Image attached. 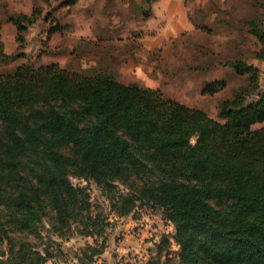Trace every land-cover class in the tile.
Here are the masks:
<instances>
[{
	"label": "trees",
	"instance_id": "trees-1",
	"mask_svg": "<svg viewBox=\"0 0 264 264\" xmlns=\"http://www.w3.org/2000/svg\"><path fill=\"white\" fill-rule=\"evenodd\" d=\"M40 11L8 14L20 48ZM247 24L260 43L253 57L264 60V28ZM57 28L50 25L48 35ZM13 56L0 48L1 61ZM223 64L247 80L218 102L222 121L109 72L50 63L0 73V246L8 254L0 264H59V246L54 253L48 243L16 242L3 222V210H10L12 224L34 231L38 217L31 212L42 214L45 203L52 231L69 233L73 224L71 234L93 239L77 250L76 264H107L97 262L106 248L96 238L99 215L91 213L86 189L71 183L72 168L106 190L123 178L137 180L122 197L162 209L175 229L180 264H264V125L252 127L264 121V89L252 63ZM224 84L216 80L202 92Z\"/></svg>",
	"mask_w": 264,
	"mask_h": 264
},
{
	"label": "rangeland",
	"instance_id": "rangeland-1",
	"mask_svg": "<svg viewBox=\"0 0 264 264\" xmlns=\"http://www.w3.org/2000/svg\"><path fill=\"white\" fill-rule=\"evenodd\" d=\"M46 1L44 7L47 10L44 11L41 7L43 13L40 11L41 16L38 18L45 19L46 17L48 21L43 32L38 33V41L44 51L41 53L38 50L35 56L15 53L6 61L0 60V73L12 72L21 65L29 69H37L56 61L69 71L109 72L125 83L159 88L166 97L190 107L200 108L208 116L219 121L222 119L218 117V102L231 98L235 90L247 80L246 75L237 74L230 65H225L223 62L226 59L238 58L250 63L255 59L253 54L260 48V43L255 35L247 31V22L250 19L254 20L264 28V0H186L194 30L176 37L172 41V50L168 55H163L161 50H156L144 53L143 56L140 54L130 57L133 63L143 60L145 72L149 78L157 81V83H144L135 79L136 73L132 72L135 69L129 70L125 64V57L111 54L109 47L82 42L76 51L69 55L48 50L46 46L49 36L48 28L55 24L57 17L54 13L64 5L58 4L60 3L58 0ZM104 5L113 9L111 1ZM10 11L8 0H0V21L3 28L6 25L12 28L7 17L9 13L14 12ZM73 11H79L78 4L74 6ZM93 12L97 13L98 8L94 7ZM105 15L109 16L111 13L106 11ZM123 28L122 26L120 28V25L116 28L107 26V29L113 31L114 34ZM0 48H2L1 41ZM120 48L126 50L132 47L130 43H125ZM260 67L258 68L260 70L259 81L264 83V60L260 62ZM215 75L224 78L221 77L225 82L224 87L213 94L202 92L203 88L210 84L207 80L214 78ZM260 88L264 89V86ZM263 125L264 121L254 123L252 127L258 128ZM61 150L71 153L69 146H62ZM76 173L72 168L69 179L73 185L84 187L89 194L91 213L99 215L100 226L96 238L106 243V248L97 259L98 263L106 261L107 264H180L175 229L173 224L164 217L162 209L143 199L135 198L131 199V202L122 197L129 196L128 188L136 187L137 180L132 177L123 178V180L114 182L116 188L111 187L106 190L94 180ZM132 204L134 207L124 212V209L131 207ZM214 204L216 205L215 201ZM21 212L27 211L21 210ZM48 212L50 208L46 203L42 214L31 212V215L38 217L33 222L34 231H25L12 224L10 210H3L2 215L4 225L14 241L17 242L18 239L24 238L30 246L40 245L41 247L48 243L54 253H57L55 248L59 246L64 255L55 254L58 263L76 264L77 250L84 245L85 241L92 242L93 239L83 237L78 233L71 234V231H75L73 224L69 233L58 234L52 231L47 222L50 219ZM7 255V245L2 244L0 258L4 260ZM45 264L52 263L48 261Z\"/></svg>",
	"mask_w": 264,
	"mask_h": 264
},
{
	"label": "crops",
	"instance_id": "crops-1",
	"mask_svg": "<svg viewBox=\"0 0 264 264\" xmlns=\"http://www.w3.org/2000/svg\"><path fill=\"white\" fill-rule=\"evenodd\" d=\"M62 1L58 0L60 3ZM108 1H111L113 9L104 5ZM8 2L10 12L14 13L29 15L34 6H38L41 13H43V9L47 10L44 7L47 3L46 0H8ZM77 4L79 11H73ZM68 5L58 8V12L54 13V16L57 17L55 24L58 28L48 36L46 41L48 50L69 55L76 51L82 42L109 47L111 54L125 57V64L129 70L135 69L132 71L136 73L135 79L144 83H157V81L149 78L144 70L143 60L133 63L130 57L140 54L143 56L144 53L156 50H161L163 55H168L172 50V41L176 37L184 32L194 30L186 0H75ZM94 7L98 8L97 13L93 12ZM106 11L111 15L106 16ZM8 22L11 23L12 28L8 25L3 28L0 21V41L4 53L35 56L38 50L41 53L44 51L38 41V33L39 31L43 32L46 22H48L46 18L38 19L27 26L23 33L24 43L21 48L16 40V27L11 21ZM118 25L120 28L121 26L124 28L115 34L107 29V26L116 28ZM125 43H130L132 48L122 50L120 47ZM262 61L255 58L250 63L261 68L260 62ZM221 77L215 75L207 82L222 80L223 77ZM119 80L124 82L122 79ZM259 83L260 87L264 86V83L260 81Z\"/></svg>",
	"mask_w": 264,
	"mask_h": 264
},
{
	"label": "water",
	"instance_id": "water-1",
	"mask_svg": "<svg viewBox=\"0 0 264 264\" xmlns=\"http://www.w3.org/2000/svg\"><path fill=\"white\" fill-rule=\"evenodd\" d=\"M192 141H195V138H192Z\"/></svg>",
	"mask_w": 264,
	"mask_h": 264
}]
</instances>
